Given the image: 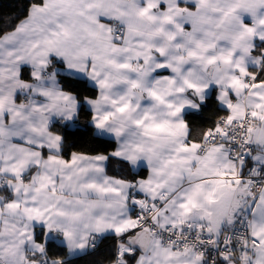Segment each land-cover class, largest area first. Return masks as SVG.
Wrapping results in <instances>:
<instances>
[{
  "label": "clouds",
  "instance_id": "9594fccd",
  "mask_svg": "<svg viewBox=\"0 0 264 264\" xmlns=\"http://www.w3.org/2000/svg\"><path fill=\"white\" fill-rule=\"evenodd\" d=\"M261 20L264 0H0V264L256 259L264 109L230 81L264 78Z\"/></svg>",
  "mask_w": 264,
  "mask_h": 264
},
{
  "label": "snow or ice",
  "instance_id": "6c2138e0",
  "mask_svg": "<svg viewBox=\"0 0 264 264\" xmlns=\"http://www.w3.org/2000/svg\"><path fill=\"white\" fill-rule=\"evenodd\" d=\"M38 2L40 4H43L44 0H38ZM152 5L149 4V7H151ZM161 7H163V5H161ZM148 11L147 8L143 9V12L146 13ZM225 15H227V13H225ZM165 19L171 21V17H165ZM260 23L262 25H264V20H261ZM178 28H180V31H184V29L182 27H180L179 25H177ZM248 31L249 32H252L253 29H251L250 27L248 28ZM171 39H174V35L172 37H170ZM158 51H160L161 53H163V49H157ZM190 56H193L195 55V53L193 52H190L189 53ZM223 59L225 60V62H231V56H226V57H223ZM216 60V57H211L209 59V63H213L215 62ZM41 63H43V61H41ZM119 67L121 68H128L130 67V65L128 64H121L119 65ZM237 67L239 68V65H237ZM241 73H244L245 75H247V72L245 71V69L243 68H240L239 69ZM252 79L255 81L254 83L252 84H247L246 82H242L238 77H233L230 81V86L233 87V88H246V89H252L253 92L251 93L254 98L258 101L254 107L255 108H258V109H264V92H256L254 91L255 89H264V78L262 77H257L253 74L252 76ZM189 87H193L195 88L196 85L195 84H192L191 82L189 81H185ZM100 85L103 87V86H106L107 84V81H100L99 82ZM133 86H135V82H133ZM153 96H156V93L153 92L152 93ZM113 103H115V101H113ZM128 105H123L121 107H119L117 109V111L119 112H124L126 109H127ZM229 107L231 108L232 105H229ZM241 115H245V113H241ZM251 115L253 117H256L258 115H260L258 112L256 111H253L251 113ZM110 117V114H105V116L103 117V120L104 121H107ZM235 117V113L233 115H230L228 117V121L229 123L232 122V120L234 119ZM264 118V117H262ZM136 123L139 125L142 123V121H136ZM98 127H102V123H99L97 124ZM154 130L156 131H161L163 130L164 128V125L162 124H156V125H153L152 126ZM249 131H251V129H249ZM181 149L182 150H187V146H184L182 145L181 146ZM34 155H39V153H33ZM117 155H119V153H117ZM50 159H55V157H52ZM97 159H100V157H97ZM38 163V161H37ZM221 175H226L224 173H221ZM50 183L52 184V188H53V192H55V182L54 181H50ZM119 183V181H118ZM217 183H220L219 181ZM230 183V181H229ZM237 184L240 183L239 180L236 181ZM44 187H47V185H44ZM84 187H87V188H91V189H96L98 192L100 193H109V192H112V193H119V189H116V188H113V187H104L103 185H98L96 183H89L87 185H85ZM207 199L212 202L214 200V195L213 193H209L208 196H207ZM261 199H264V197H262ZM136 202H139V201H136ZM191 205V207H190ZM9 208H13V207H16L18 208L19 205L18 204H9L8 205ZM179 208L183 209L184 211V214H190L191 211H192V208L193 207H196V202L194 200H192L191 197H188L186 199L183 200L182 203H180L178 205ZM257 209H259L262 213H264V209H260V206L259 205H256ZM167 211V210H166ZM25 212L27 213H36L37 217H41L43 216V212L41 211V209L37 208V207H32V208H28L26 207L25 208ZM57 214L58 215H67V213L61 211V210H57ZM255 214V213H254ZM31 218V217H30ZM167 219V217H166ZM211 223V221H210ZM104 226L106 228H112L114 229V231L116 233H122V232H125L126 230L130 229V228H135L137 227V225L134 223V222H131V221H124L123 223L121 224H112V223H105V221L103 219H98L96 221V227L97 229H99L101 226ZM173 228L176 227V223L173 221L172 225H171ZM209 232L212 231L211 227L208 229ZM25 232H26V229H25ZM23 234V233H22ZM69 233L66 231L65 232V236H68ZM251 237H252V250L255 254V256L257 257L256 259L254 260H249V264H264V227H261L257 230H253L251 231ZM209 243H211V241H208ZM243 244H244V248L247 249V244H248V240L245 239L243 241ZM81 247H83V245H81ZM121 255H127L129 260H135L136 259V256L134 253H124V252H121ZM169 257L171 258L173 255H175L174 252H169L168 253ZM199 258V257H198ZM244 258H247V252H245V257ZM204 264H207V262L205 261ZM221 264H224V262L222 261Z\"/></svg>",
  "mask_w": 264,
  "mask_h": 264
}]
</instances>
